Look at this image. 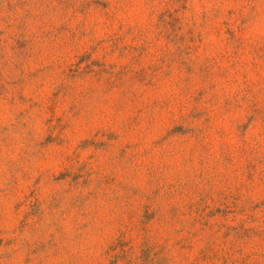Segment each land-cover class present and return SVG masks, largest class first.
Returning <instances> with one entry per match:
<instances>
[{
    "label": "clouds",
    "instance_id": "clouds-1",
    "mask_svg": "<svg viewBox=\"0 0 264 264\" xmlns=\"http://www.w3.org/2000/svg\"><path fill=\"white\" fill-rule=\"evenodd\" d=\"M0 264H264V0H0Z\"/></svg>",
    "mask_w": 264,
    "mask_h": 264
}]
</instances>
